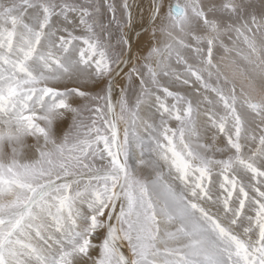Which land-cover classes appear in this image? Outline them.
<instances>
[{"label":"snow or ice","instance_id":"obj_1","mask_svg":"<svg viewBox=\"0 0 264 264\" xmlns=\"http://www.w3.org/2000/svg\"><path fill=\"white\" fill-rule=\"evenodd\" d=\"M0 264H264V0H0Z\"/></svg>","mask_w":264,"mask_h":264},{"label":"rangeland","instance_id":"obj_2","mask_svg":"<svg viewBox=\"0 0 264 264\" xmlns=\"http://www.w3.org/2000/svg\"><path fill=\"white\" fill-rule=\"evenodd\" d=\"M117 3H119V0H116ZM148 0H146V5H147ZM242 46V45H241ZM219 56H225L226 58L221 62V66H222V70H224L226 73L231 74V72L233 70L239 72L241 69H245L247 68V66L244 64V62L239 58L236 57L235 53H232L230 55H226L223 50H221L218 53V59ZM235 60L236 61V65L237 66H232V61ZM227 66V67H226Z\"/></svg>","mask_w":264,"mask_h":264},{"label":"bare ground","instance_id":"obj_3","mask_svg":"<svg viewBox=\"0 0 264 264\" xmlns=\"http://www.w3.org/2000/svg\"><path fill=\"white\" fill-rule=\"evenodd\" d=\"M141 2L146 5V0H141Z\"/></svg>","mask_w":264,"mask_h":264}]
</instances>
